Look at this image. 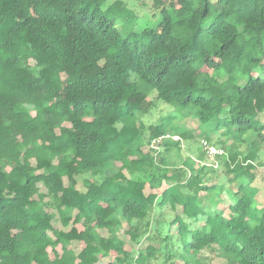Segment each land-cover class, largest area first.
Returning a JSON list of instances; mask_svg holds the SVG:
<instances>
[{
    "label": "trees",
    "instance_id": "1",
    "mask_svg": "<svg viewBox=\"0 0 264 264\" xmlns=\"http://www.w3.org/2000/svg\"><path fill=\"white\" fill-rule=\"evenodd\" d=\"M106 1L0 0V264H264V0Z\"/></svg>",
    "mask_w": 264,
    "mask_h": 264
},
{
    "label": "rangeland",
    "instance_id": "2",
    "mask_svg": "<svg viewBox=\"0 0 264 264\" xmlns=\"http://www.w3.org/2000/svg\"><path fill=\"white\" fill-rule=\"evenodd\" d=\"M115 1L120 2V4H122L123 8L120 7H115V6H111L108 7V14L115 17L117 25L120 26L122 33L125 34L129 27L132 26L134 23V19L132 14L137 15V24H144L146 23V21H148L149 16V11L148 8L151 6L152 7V0H107L106 3L104 4L107 5L108 3H114ZM177 4H178V0H174ZM165 2H167V0H160V2L156 4L153 3V6H159L164 4ZM136 24V21H135ZM211 67H206L205 69H210ZM156 108H154L152 110L151 113L145 115L144 117V121L147 125V133H151L154 130H156V126L158 124V119L161 115H164L166 113L169 112V105L166 104H162L160 102H158V104H156ZM172 109H170L171 111ZM180 123L182 125H184L185 127H187L188 129H193L194 131H197V123L196 120L194 118H184L182 120H180ZM156 133V132H155ZM192 144L196 143V139L191 141ZM216 142V137H214L212 139V143ZM188 143L185 141L183 142V145H187ZM218 146V144H216ZM195 146V145H193ZM182 155L187 154L186 150L183 149V151L181 152ZM176 160H178L177 157H175ZM257 168V179H256V183L261 186V192L259 193V196L264 193V187H263V183H264V165L262 167H256ZM41 187V186H40ZM262 197V196H261ZM54 224L58 227H62V225H60V223L58 221H54ZM72 246L78 250L79 245L76 243H72ZM106 261H103L102 264H105Z\"/></svg>",
    "mask_w": 264,
    "mask_h": 264
},
{
    "label": "built area",
    "instance_id": "3",
    "mask_svg": "<svg viewBox=\"0 0 264 264\" xmlns=\"http://www.w3.org/2000/svg\"><path fill=\"white\" fill-rule=\"evenodd\" d=\"M164 136H169V134H165V135H160L158 137H164ZM172 138L177 139V136H173ZM200 144H201V148L204 151L207 159L209 162H211V165L214 167H217L218 163H217V158L224 155L225 151L222 147H219L211 142H209L207 139L202 138L200 140Z\"/></svg>",
    "mask_w": 264,
    "mask_h": 264
}]
</instances>
